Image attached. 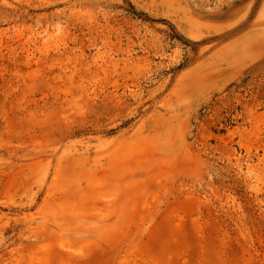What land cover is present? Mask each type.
I'll use <instances>...</instances> for the list:
<instances>
[{"label": "rangeland", "instance_id": "rangeland-1", "mask_svg": "<svg viewBox=\"0 0 264 264\" xmlns=\"http://www.w3.org/2000/svg\"><path fill=\"white\" fill-rule=\"evenodd\" d=\"M0 264H264V0H0Z\"/></svg>", "mask_w": 264, "mask_h": 264}]
</instances>
